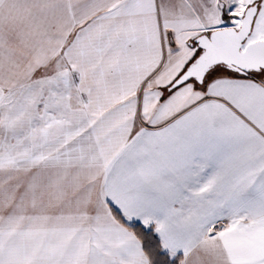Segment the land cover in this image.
I'll return each instance as SVG.
<instances>
[{
	"label": "snow or ice",
	"instance_id": "obj_1",
	"mask_svg": "<svg viewBox=\"0 0 264 264\" xmlns=\"http://www.w3.org/2000/svg\"><path fill=\"white\" fill-rule=\"evenodd\" d=\"M0 264H264V0H0Z\"/></svg>",
	"mask_w": 264,
	"mask_h": 264
}]
</instances>
